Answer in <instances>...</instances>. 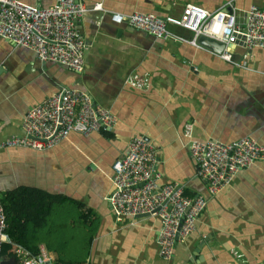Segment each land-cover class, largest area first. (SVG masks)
Returning <instances> with one entry per match:
<instances>
[{
  "label": "crops",
  "instance_id": "crops-1",
  "mask_svg": "<svg viewBox=\"0 0 264 264\" xmlns=\"http://www.w3.org/2000/svg\"><path fill=\"white\" fill-rule=\"evenodd\" d=\"M25 1L42 6L55 2ZM83 1L89 7L101 3L102 8L86 11L77 23L87 47L81 73L41 61L33 50L0 38V142L20 134L26 111L65 86L88 92L94 103L116 115L117 123L112 131L100 129L88 136L72 131L45 150L1 148L0 193L30 187L62 200H79L93 211L99 224L90 244L81 238L70 249L68 239H52L49 250L38 244L53 262L60 254L81 259L82 243L88 264H264V160L240 169L228 186L208 195L184 136L190 123L196 139L230 142L249 136L264 143V48L231 45L232 61H227L203 46L156 38L118 15L140 11L179 16L187 2L212 11L229 0ZM231 1L239 16L251 4L264 6V0ZM167 26L186 38L193 36L183 27ZM133 72L147 74L149 85L137 89L125 83ZM134 136L148 137L155 145L154 167L163 182H181L187 196L206 198L195 229L175 243L170 261L158 254L157 217L116 220L106 200L112 162ZM69 207L63 202L52 215L62 229L72 227ZM13 259L15 255L2 253L0 264H13Z\"/></svg>",
  "mask_w": 264,
  "mask_h": 264
},
{
  "label": "built area",
  "instance_id": "built-area-1",
  "mask_svg": "<svg viewBox=\"0 0 264 264\" xmlns=\"http://www.w3.org/2000/svg\"><path fill=\"white\" fill-rule=\"evenodd\" d=\"M101 8V3L89 7L83 0H55L50 6L25 0H0V38L33 50L41 61L56 62L81 73L87 47L77 23L86 11ZM118 15L129 26L156 38L197 47H202L197 43L200 35L220 41L224 47L220 53H215L227 61H232L231 45L240 44L248 50L264 48V6L257 4L249 5L241 16L231 0L212 11L187 2L179 16L160 17L140 11ZM168 24L190 30L192 38L170 30ZM125 83L143 89L150 81L147 74L133 72L127 75ZM116 123V115L105 106L94 103L88 92L65 86L30 107L20 124L21 133L1 141L0 149L18 145L45 150L72 131L88 136L100 129L112 131ZM192 132V124H186L184 136L189 139L188 150L196 164L195 174L205 183L210 195L228 186L240 169L264 160V143L252 137L222 142L212 138L196 139ZM155 163L153 142L143 136L131 137L125 153L112 162L111 188L106 200L116 220L145 213L157 217L160 221L156 238L158 254L161 259L170 261L175 243L195 229V220L206 207V198L203 195L187 196L181 182H163ZM179 224L178 238L175 239ZM7 226L0 198V255L2 245L11 242L6 233ZM15 246L16 264L53 263L43 247L33 255L23 246Z\"/></svg>",
  "mask_w": 264,
  "mask_h": 264
},
{
  "label": "trees",
  "instance_id": "trees-1",
  "mask_svg": "<svg viewBox=\"0 0 264 264\" xmlns=\"http://www.w3.org/2000/svg\"><path fill=\"white\" fill-rule=\"evenodd\" d=\"M108 136L112 137L110 133ZM184 194H186L185 190ZM0 196L8 225L6 233L11 240V242H6L2 245L1 254L9 253L10 255H15V245L19 244L33 255H36L40 250L39 243H44L47 250L52 249L54 247L51 244L52 239L58 241L68 239L70 249L73 247V242L79 238L84 239L85 244H90L92 237L97 231L99 222L93 215V211L86 208L79 200L65 199L69 202V209L72 212L69 215L72 223V227L69 230L66 227L62 229L60 225L58 227L56 218L52 219L54 218L52 215L56 216V211L60 209L61 204L66 202L60 196L24 186L2 192ZM82 247L81 243V259L74 261L73 253L70 255L60 254L52 264H77L83 262L85 247ZM69 249L66 251H69Z\"/></svg>",
  "mask_w": 264,
  "mask_h": 264
},
{
  "label": "water",
  "instance_id": "water-1",
  "mask_svg": "<svg viewBox=\"0 0 264 264\" xmlns=\"http://www.w3.org/2000/svg\"><path fill=\"white\" fill-rule=\"evenodd\" d=\"M197 43L202 45L203 47L213 51V52H216V53H220L224 47V44L222 42L217 41L215 39H212L208 36H204V35H200L197 37ZM144 139L149 140L148 137H144ZM206 191H207V189H206ZM207 194L210 195V193L208 191H207ZM145 215H149V213L139 214L137 216H145ZM180 226H181V224L178 225L177 232L175 235V239L178 238V230L180 229ZM201 243L196 247V249H198L202 245ZM13 261H12V263L16 264V259H13Z\"/></svg>",
  "mask_w": 264,
  "mask_h": 264
}]
</instances>
